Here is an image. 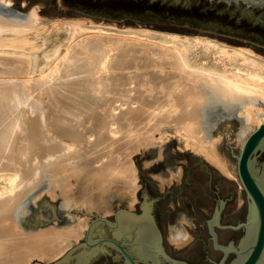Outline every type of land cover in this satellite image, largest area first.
I'll return each instance as SVG.
<instances>
[{
	"label": "bare ground",
	"instance_id": "bare-ground-1",
	"mask_svg": "<svg viewBox=\"0 0 264 264\" xmlns=\"http://www.w3.org/2000/svg\"><path fill=\"white\" fill-rule=\"evenodd\" d=\"M43 20L38 5L0 0V264L54 260L87 228L86 218L67 214L71 222L26 229L27 199L45 192L68 212H108L113 197L137 188L132 153L170 137L234 176L212 124L220 114L240 120L241 147L264 121V55L250 47L104 20ZM50 28H64L68 42L54 46L46 68L55 81L40 73L36 86L25 76V45ZM43 92L41 103L28 100Z\"/></svg>",
	"mask_w": 264,
	"mask_h": 264
},
{
	"label": "water",
	"instance_id": "water-1",
	"mask_svg": "<svg viewBox=\"0 0 264 264\" xmlns=\"http://www.w3.org/2000/svg\"><path fill=\"white\" fill-rule=\"evenodd\" d=\"M175 3L189 4L192 0H170ZM210 6H220L221 10H230L232 14L262 21L264 0H205ZM260 12L259 15H254ZM120 18V17H118ZM124 18V17H121ZM171 23V22H169ZM200 29V28H199ZM211 31V30H208ZM216 32V31H212ZM264 45V34L250 31L244 34H227ZM264 146V121L259 122L245 137L236 158L238 178L250 199V210L246 231L233 234L238 246L229 243L222 245L217 241L213 224L217 223V214L209 220V228L214 246L226 254L235 252L224 263L218 252L210 247V235L205 219L210 218L209 201L202 200V193L218 187L222 196L236 192L235 182L223 177L219 171L210 166L202 157L192 153L178 152L175 139L160 146L146 149L134 155L140 180L144 186L140 189L143 200L140 203L141 213L125 207L117 208L114 218L92 213L84 232L83 239L72 245L60 256L46 264H210L204 257L213 259V264H264V158L255 161L254 154ZM165 194L161 200L157 227L153 217V198ZM233 204L229 206H234ZM203 208L206 213H198ZM186 214L191 222L187 228L190 239L179 245L169 242V225L180 228L179 214ZM241 237V238H240ZM121 238V239H120ZM162 240V241H161ZM167 252L176 256H171ZM114 249L116 252H114ZM118 252V253H117ZM124 258V263L119 258ZM111 256L113 259H111ZM150 262V263H148Z\"/></svg>",
	"mask_w": 264,
	"mask_h": 264
},
{
	"label": "rangeland",
	"instance_id": "rangeland-1",
	"mask_svg": "<svg viewBox=\"0 0 264 264\" xmlns=\"http://www.w3.org/2000/svg\"><path fill=\"white\" fill-rule=\"evenodd\" d=\"M21 2H25L26 4H30V5L31 4L32 5H38L39 14L44 19L43 21H44L45 25H49L51 23V21L55 20V19L63 21V19L66 20L69 18H84V19L87 18V19H93L94 21L104 20V21L113 22L117 26H120V27L127 26V25L136 26V25L142 24L141 26L149 27L151 29L154 28V29H158V30H162V31H171V32H175V33H184V34H189V35L190 34L203 35V36H207V37L213 38V39L218 40V41H224L225 43L230 44V45L247 46V47H250L251 49H253L255 52H257L261 55H264V45H260V44H257L255 42L249 41V40H245V39H241V38H237V37H233V36H229V35H224V34L212 32V31H208V30H203V29H199V28H188V27H183L180 24H172L169 22H162L161 24H159V25H161L159 27V26H155L154 24L148 23L146 21H140V20H136V19L98 16V15H94L91 13H86V12L80 11L79 9H76V8H72L68 5H66L62 0H12L13 5L17 6V7L20 6ZM67 42H68L67 41V34H66L64 28H59L57 30L56 29L53 30L50 28L47 31H44L43 33H41L40 35H33L32 36V43H29L30 45H28V44L25 45V48H26L25 50L29 52L28 54H29L30 58H32V60H31L32 66L29 69V72L25 76L26 77H30L31 75L34 76L36 79L32 76L30 78L31 79L33 78V82L36 83V86H39L38 83L42 82V79H43V78L41 79L39 77L40 81L37 80L38 75L40 73H42V75H40V76H44V78H46L48 80L51 78L50 80L52 82H54L55 79L53 77H51L53 72L52 71L49 72L51 70L50 67L54 65L53 58H52L53 57V53H52L53 48L55 45L59 44L61 50H63V49H65ZM29 46H31V47L36 46V48H30ZM37 46H38V48H37ZM50 64H52V65H50ZM48 67L50 70L46 69ZM38 69H40V70H38ZM66 69H67V67L63 65V67L61 66V68L59 69L60 71L58 70L55 73V70H54V74L60 75L59 80H57L56 82H62L64 80V78H62V77L66 76V73H65ZM62 70H64V72ZM44 72H45V75H44ZM71 72H73V71H71ZM19 76L23 77L24 75L19 74ZM13 77H15V76L13 75ZM61 79H63V80H61ZM34 88L36 90L41 89L40 91H43L42 88H38V87H34ZM42 94H45V92H43L41 94L36 93L35 94L36 97L34 96L33 100H31V99H28V100L32 101V103L39 104L44 100L45 96H47V93L45 96ZM34 101H37V102H34ZM116 110H118V108L115 109V111ZM118 111H116V112H118ZM34 112L35 111L31 112V114L33 115ZM53 112L57 116L58 113L55 110L52 111V114H54ZM52 114L50 112V114H49L50 117H52V116L56 117L55 115H52ZM66 116L68 118L69 114L67 113L64 116L65 119H67ZM213 124H212L213 133H215L216 135H219V137H220L221 149L224 151L226 157L228 158V160L232 164V167L234 169V176L226 177L219 170L218 171L226 179H230V180L235 182V184H236V186L234 187V190L236 192L235 200H236V203H238L239 199L242 197V195H244L245 191L243 190L242 185L240 183V180L238 178L237 168H236V158H235V156H233V154L238 153V151H239L241 141L236 140V134L243 127H242L240 120H236L235 118H230V121L229 120L224 121L223 114H220L219 116H217ZM172 139H175V147H176L178 152L192 153L191 151H189L187 149H181L177 139L175 137H170V138H167L166 140L164 139V140H161L160 142H155L154 145L150 144V145L146 146L143 149V154L140 156V159H142L145 156L146 149H148L150 147L160 146L163 143H167ZM140 153H142V149L137 150L134 153H132V159H133L134 165L136 167V172H137V188L135 189L134 194L133 195L128 194L127 197H125V198L113 197L111 199L110 206H109L110 208H109L108 212H101L100 210H96L95 207H92L93 209H91V207L87 209V207H84V206H80V207H77V206L74 207L73 206L70 208V210L68 212V211H66V209L64 207H62L60 205L59 197H56V199L55 198H49V195L47 193L43 192L41 194V196L37 199L35 204L32 203L31 198L26 200V204L28 205V209H27L26 213L24 214V216L22 215V217H21V220H22L24 227L26 229H36L38 227H46L49 224H51L53 221L58 222L59 224H65L67 221L71 222V219L68 217L67 214H69V216L72 215L75 217H79L81 219L86 218L87 220L86 219L85 220L87 223L90 220H92V218H93L92 213H95L99 216H106V217L110 218L111 220H113V218H114L113 214H114L115 210L117 208H121V207H125V208H127L133 212H136V213H141L142 208L140 207V203L143 200V198H140L139 195H140V189L144 186V184L140 180L139 170H138L136 161L134 159V155L140 154ZM192 154H196V153H192ZM196 155H198V154H196ZM205 161L208 164H210L207 160H205ZM42 183H43V186L40 187L41 189L45 188V186H46V178H43ZM133 197H135V199L131 200V198L133 199ZM130 204H132V205H130ZM229 208H234V207L229 206ZM83 236H84V234H82L81 236L79 235V237L75 241L72 240V242L70 243V245L68 247H66V249H68L72 245L76 244L78 241H81L83 239ZM66 249H65V251H66ZM48 262H50V261L41 262L40 264H46Z\"/></svg>",
	"mask_w": 264,
	"mask_h": 264
},
{
	"label": "trees",
	"instance_id": "trees-1",
	"mask_svg": "<svg viewBox=\"0 0 264 264\" xmlns=\"http://www.w3.org/2000/svg\"><path fill=\"white\" fill-rule=\"evenodd\" d=\"M62 1L86 13L136 19L159 27L162 22H171L188 28H200L234 35L241 33V36L254 30L264 34V22L251 20L248 14L238 17L230 10H221L220 6L208 5L205 0H192L187 5L170 0Z\"/></svg>",
	"mask_w": 264,
	"mask_h": 264
},
{
	"label": "flooded vegetation",
	"instance_id": "flooded-vegetation-1",
	"mask_svg": "<svg viewBox=\"0 0 264 264\" xmlns=\"http://www.w3.org/2000/svg\"><path fill=\"white\" fill-rule=\"evenodd\" d=\"M259 14H260V12H257L256 14H250V15H254V19H255L256 15H259ZM261 18L264 19V13H262ZM259 158H264V146L258 148V150L254 154L255 161L258 160ZM210 166L219 170L217 167H215L211 163H210ZM226 177H231V176H226ZM243 190H244V188H243ZM164 195L165 194H159L158 196H156L152 199L154 202L153 203L154 207L152 210V217H153V220H154L157 227L159 226L158 216H159V211L161 210L159 203L161 202ZM139 196H140V198H143V196L141 194ZM235 196L236 195L234 193H231V192L228 193L226 196H222L221 193L219 192L217 186H215L214 189H212V192L209 191L206 193H202V196H200V197H202V200L209 201L208 203H206V205H208L209 210H211L210 218L205 219V225H206L207 231L209 232V235H210V247L214 252H218L220 254V256H222L221 259L222 258L224 259V263L230 255H232L234 257L235 252L228 251L225 254L222 249L214 246L212 235H211L210 228H209V220L213 217L214 214H217V216H218L217 217V223L213 224V228L217 234V241L220 244L229 245V243L232 242L233 245L238 246V242L240 239L237 242H235V238L233 237V234L240 233L241 237H242V235L246 231V225H244L243 223H245L248 219V214H249V210H250V199H249L246 191H245L244 195H242V197L239 199L238 203H236ZM233 201H235V204L233 206L234 208H229V205L233 204L232 203ZM196 210L200 214L206 213V210L203 208H200V209L197 208ZM162 245H163V243H162ZM163 247H164V245H163ZM164 249L166 250L165 247H164ZM112 250L114 252H116L114 249H112ZM166 252H167V250H166ZM167 253H169V252H167ZM169 254L171 256L177 258L176 256L172 255L171 253H169ZM118 255L120 257L119 259L121 261H123V263H124V258L120 254H118ZM109 257L111 259H113L111 256H109ZM204 260H206L210 264H213V262H214L213 259L208 255H206L204 257ZM148 263H150V262H148ZM161 263L168 264L167 262H162V261H161ZM136 264H138V260H137Z\"/></svg>",
	"mask_w": 264,
	"mask_h": 264
},
{
	"label": "clouds",
	"instance_id": "clouds-1",
	"mask_svg": "<svg viewBox=\"0 0 264 264\" xmlns=\"http://www.w3.org/2000/svg\"><path fill=\"white\" fill-rule=\"evenodd\" d=\"M178 222L181 225L180 228H176L175 225H169V242L174 245H179L190 239L187 228L191 226V222L186 214H179Z\"/></svg>",
	"mask_w": 264,
	"mask_h": 264
}]
</instances>
